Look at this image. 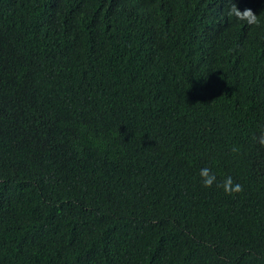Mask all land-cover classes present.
I'll return each instance as SVG.
<instances>
[{
	"label": "trees",
	"instance_id": "16d2710c",
	"mask_svg": "<svg viewBox=\"0 0 264 264\" xmlns=\"http://www.w3.org/2000/svg\"><path fill=\"white\" fill-rule=\"evenodd\" d=\"M231 3L259 26L230 0H0V264H264V0Z\"/></svg>",
	"mask_w": 264,
	"mask_h": 264
},
{
	"label": "clouds",
	"instance_id": "9594fccd",
	"mask_svg": "<svg viewBox=\"0 0 264 264\" xmlns=\"http://www.w3.org/2000/svg\"><path fill=\"white\" fill-rule=\"evenodd\" d=\"M227 15L229 17H234L238 21H243L248 25L259 26L260 24L258 15L254 14L251 9H244L243 11H241L237 8L235 3H231V0ZM254 139L256 138L254 137ZM257 142L261 146H264V133H261ZM232 151L235 153L238 151V149L236 147H233ZM199 175L203 186L206 188L211 187L214 183H216V175L207 167L202 168L199 172ZM217 186L222 187L226 195H233L243 191V186L239 183H234L231 176L225 177L223 182L218 184Z\"/></svg>",
	"mask_w": 264,
	"mask_h": 264
}]
</instances>
